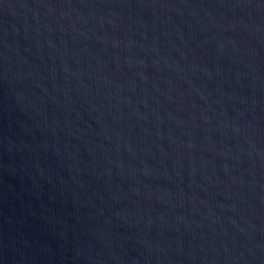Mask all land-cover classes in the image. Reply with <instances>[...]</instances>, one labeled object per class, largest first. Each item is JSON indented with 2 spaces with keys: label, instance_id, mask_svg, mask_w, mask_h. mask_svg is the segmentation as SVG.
I'll return each instance as SVG.
<instances>
[{
  "label": "water",
  "instance_id": "1",
  "mask_svg": "<svg viewBox=\"0 0 264 264\" xmlns=\"http://www.w3.org/2000/svg\"><path fill=\"white\" fill-rule=\"evenodd\" d=\"M0 264H264V0H0Z\"/></svg>",
  "mask_w": 264,
  "mask_h": 264
}]
</instances>
